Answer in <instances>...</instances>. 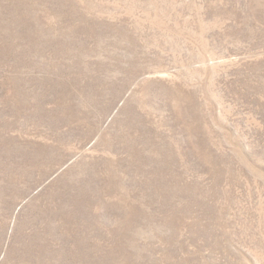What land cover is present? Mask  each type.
<instances>
[{"label": "rangeland", "instance_id": "374dc122", "mask_svg": "<svg viewBox=\"0 0 264 264\" xmlns=\"http://www.w3.org/2000/svg\"><path fill=\"white\" fill-rule=\"evenodd\" d=\"M0 264H264V0H0Z\"/></svg>", "mask_w": 264, "mask_h": 264}]
</instances>
